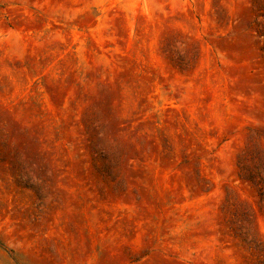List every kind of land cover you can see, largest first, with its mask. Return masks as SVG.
<instances>
[{"label":"rangeland","instance_id":"obj_1","mask_svg":"<svg viewBox=\"0 0 264 264\" xmlns=\"http://www.w3.org/2000/svg\"><path fill=\"white\" fill-rule=\"evenodd\" d=\"M235 2L0 0V225L37 264H228L224 231L264 264V0Z\"/></svg>","mask_w":264,"mask_h":264},{"label":"clouds","instance_id":"obj_2","mask_svg":"<svg viewBox=\"0 0 264 264\" xmlns=\"http://www.w3.org/2000/svg\"><path fill=\"white\" fill-rule=\"evenodd\" d=\"M209 3H212V0H208ZM226 7L224 0H219V7L215 11L216 15L220 17V23L224 26H231L236 23L235 17H232V13L225 14L222 11ZM233 7L241 10L242 5L241 0H236L233 4ZM242 16H239V22L242 23ZM127 93L120 90V87L112 85L111 81H101L98 84V91L94 101V109L99 110L104 113L109 111H116L117 105L123 102L127 104L125 99ZM92 119L94 116L89 119V130L91 127H94L92 124ZM127 137H125L126 139ZM254 142H249V148L252 149ZM209 227L207 224L201 226V228ZM211 230V229H210ZM217 237L220 238V243H216ZM212 246V250L215 251L223 260L228 261V264H250V257L247 254L245 248L236 246L232 241L231 237L226 231L218 233L217 236H213L209 241ZM36 240L33 239V236L29 233L28 230H21L15 227H7L0 225V253L6 254L7 257L9 253L15 257V264H37L36 259ZM251 249V248H250ZM179 253V249L176 250ZM194 251L199 255L200 249H194ZM179 259L184 260L187 257L179 256ZM195 261V257H192ZM11 264H14L11 260Z\"/></svg>","mask_w":264,"mask_h":264},{"label":"trees","instance_id":"obj_3","mask_svg":"<svg viewBox=\"0 0 264 264\" xmlns=\"http://www.w3.org/2000/svg\"><path fill=\"white\" fill-rule=\"evenodd\" d=\"M239 177H240L241 180H245L244 178H242V175H239Z\"/></svg>","mask_w":264,"mask_h":264}]
</instances>
